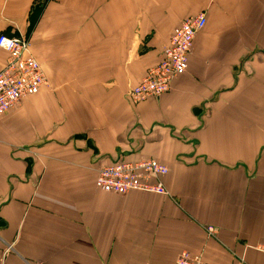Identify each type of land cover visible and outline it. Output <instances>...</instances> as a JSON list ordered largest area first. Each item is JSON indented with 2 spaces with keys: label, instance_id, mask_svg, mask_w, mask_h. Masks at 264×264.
<instances>
[{
  "label": "crops",
  "instance_id": "crops-1",
  "mask_svg": "<svg viewBox=\"0 0 264 264\" xmlns=\"http://www.w3.org/2000/svg\"><path fill=\"white\" fill-rule=\"evenodd\" d=\"M39 1L0 0L48 80L0 117V264H264V0ZM201 12L187 71L133 103ZM124 158L166 163L169 193L97 188Z\"/></svg>",
  "mask_w": 264,
  "mask_h": 264
},
{
  "label": "built area",
  "instance_id": "built-area-1",
  "mask_svg": "<svg viewBox=\"0 0 264 264\" xmlns=\"http://www.w3.org/2000/svg\"><path fill=\"white\" fill-rule=\"evenodd\" d=\"M206 24L207 14L201 12L174 28L158 63L149 68L142 80L130 90L128 97L133 103L162 96L171 90L174 80L187 71L194 39ZM0 48L8 53L6 64L0 69V117H3L23 99L38 94L48 80L41 64L30 53L29 38L2 33ZM168 172L167 164L154 158H124L99 167L95 184L100 190L118 194L133 190L168 194L163 183ZM207 231L210 237L218 233L214 226H208ZM256 248L264 252V244ZM175 264L209 263L203 256L184 250Z\"/></svg>",
  "mask_w": 264,
  "mask_h": 264
},
{
  "label": "trees",
  "instance_id": "trees-1",
  "mask_svg": "<svg viewBox=\"0 0 264 264\" xmlns=\"http://www.w3.org/2000/svg\"><path fill=\"white\" fill-rule=\"evenodd\" d=\"M44 2H45V0H40L39 2H38V7H42L43 5H44ZM37 5H35V6H37Z\"/></svg>",
  "mask_w": 264,
  "mask_h": 264
},
{
  "label": "rangeland",
  "instance_id": "rangeland-1",
  "mask_svg": "<svg viewBox=\"0 0 264 264\" xmlns=\"http://www.w3.org/2000/svg\"><path fill=\"white\" fill-rule=\"evenodd\" d=\"M50 0H45L44 5L46 6Z\"/></svg>",
  "mask_w": 264,
  "mask_h": 264
}]
</instances>
